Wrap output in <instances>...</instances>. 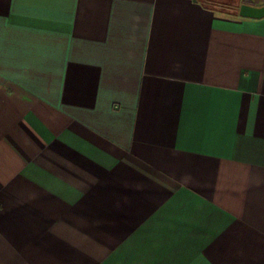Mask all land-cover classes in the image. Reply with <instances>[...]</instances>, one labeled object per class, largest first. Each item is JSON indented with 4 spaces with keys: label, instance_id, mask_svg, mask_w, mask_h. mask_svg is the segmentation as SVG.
Masks as SVG:
<instances>
[{
    "label": "crops",
    "instance_id": "obj_1",
    "mask_svg": "<svg viewBox=\"0 0 264 264\" xmlns=\"http://www.w3.org/2000/svg\"><path fill=\"white\" fill-rule=\"evenodd\" d=\"M211 1L0 0V264H264V17Z\"/></svg>",
    "mask_w": 264,
    "mask_h": 264
},
{
    "label": "water",
    "instance_id": "obj_2",
    "mask_svg": "<svg viewBox=\"0 0 264 264\" xmlns=\"http://www.w3.org/2000/svg\"><path fill=\"white\" fill-rule=\"evenodd\" d=\"M237 13L242 17L262 18L264 17V4L253 5L249 3H241L238 6Z\"/></svg>",
    "mask_w": 264,
    "mask_h": 264
},
{
    "label": "trees",
    "instance_id": "obj_3",
    "mask_svg": "<svg viewBox=\"0 0 264 264\" xmlns=\"http://www.w3.org/2000/svg\"><path fill=\"white\" fill-rule=\"evenodd\" d=\"M211 2L216 3V5H219V6H224L225 8L229 10H233L236 8L238 1L237 0H214ZM242 2L247 3L246 0H242Z\"/></svg>",
    "mask_w": 264,
    "mask_h": 264
}]
</instances>
